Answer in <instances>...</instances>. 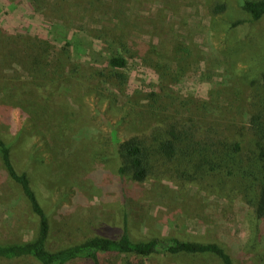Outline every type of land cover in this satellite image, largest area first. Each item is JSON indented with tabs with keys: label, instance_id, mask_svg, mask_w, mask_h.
Returning a JSON list of instances; mask_svg holds the SVG:
<instances>
[{
	"label": "rangeland",
	"instance_id": "374dc122",
	"mask_svg": "<svg viewBox=\"0 0 264 264\" xmlns=\"http://www.w3.org/2000/svg\"><path fill=\"white\" fill-rule=\"evenodd\" d=\"M246 1L257 0H0V15H11L0 18V89L31 83L32 76L47 86L27 93L34 99L31 116L3 105L0 94V139L49 218V250L118 234L126 205L138 241L160 236L215 242L239 264H264V220L257 223L236 183H189L179 163L158 162L143 183L120 178L112 137L114 130L121 140L149 141L194 120L200 134L253 148L247 122L252 104L264 102V20L251 21L242 9ZM218 4L224 10L215 13ZM12 32L42 45L10 66L5 55L20 50L9 40ZM113 55L128 62L123 85L98 75L109 71ZM37 226L0 160V245L30 242ZM130 259L103 255L100 263ZM143 262L222 264L213 255L188 254Z\"/></svg>",
	"mask_w": 264,
	"mask_h": 264
},
{
	"label": "trees",
	"instance_id": "16d2710c",
	"mask_svg": "<svg viewBox=\"0 0 264 264\" xmlns=\"http://www.w3.org/2000/svg\"><path fill=\"white\" fill-rule=\"evenodd\" d=\"M15 9L19 8L15 7ZM215 9V13L223 11L224 5L218 4ZM242 9L249 14L252 22L264 20V0L246 1L242 4ZM35 11L37 12V10ZM27 14L30 16L28 12ZM1 17H6V21L11 19L8 10H4ZM24 17L26 16L24 15ZM240 23L236 22L233 26L240 25ZM1 30L3 29L0 28ZM12 33L16 35L9 36V40L18 45L21 51H12L5 55L3 61L10 66L19 60L23 52H27L26 55L31 57L32 54L39 51L37 48L41 44L36 39L26 40L18 32ZM261 57L264 60V51ZM108 67V72L101 70L98 75L104 82L110 80L123 85L126 82L125 72L128 69V62L122 56L113 55L109 58ZM32 77L30 84L9 87L10 89L2 87L0 89L4 101L2 104L7 107L19 106L21 111L31 116L32 113H29V109L31 108L33 111L34 99L27 93L47 88L43 82ZM260 82L264 84V69L260 75ZM256 102L258 103L252 104L254 112L247 122L253 147L250 151H244L238 142L229 143L225 137L214 135L213 132L207 131L200 134L197 122L194 120H190L188 125L181 127L172 125L163 132L154 133L149 141L142 140L137 136L121 140L112 130L113 142L116 145V153L119 158L118 173L120 178L130 177L137 183H143L150 176L155 175L157 162L164 166H170V163H179L180 174L189 183L203 182L207 179H215L221 183L225 181L236 183L247 203L253 208L257 223L264 220V102L259 100ZM201 106L202 109H206L208 105L202 103ZM208 129L211 128L208 127ZM244 152L246 156H244ZM0 160L8 177L21 189L32 213L38 219L34 239L27 243L0 245V259L6 261L31 259L37 264H72L78 260L101 264L100 258L103 255L110 257L124 255L132 258L125 264H144L143 259L153 255L188 254L213 255L222 264H239L223 245L215 242L199 243L160 236L147 241H138L130 233V219L126 205L122 210L118 234L112 237H89L67 249L51 251L47 247L50 236L49 218L38 202L29 176L26 172L18 173L16 171L11 158L10 146L1 139ZM258 230L257 228V233ZM257 233L253 234V239L257 237ZM243 251H246V248Z\"/></svg>",
	"mask_w": 264,
	"mask_h": 264
}]
</instances>
